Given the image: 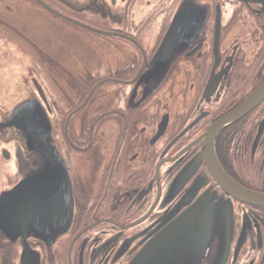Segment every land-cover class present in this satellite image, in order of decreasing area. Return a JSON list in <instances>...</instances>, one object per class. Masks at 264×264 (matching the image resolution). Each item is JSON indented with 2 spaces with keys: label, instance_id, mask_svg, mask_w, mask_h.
Wrapping results in <instances>:
<instances>
[{
  "label": "flooded vegetation",
  "instance_id": "af4514ba",
  "mask_svg": "<svg viewBox=\"0 0 264 264\" xmlns=\"http://www.w3.org/2000/svg\"><path fill=\"white\" fill-rule=\"evenodd\" d=\"M263 83L264 0H0V194L22 180L19 130L6 124L27 100L50 117L73 182L70 231L29 238L30 252L131 264L176 229L191 241L207 227L203 264H222L227 245L226 264H264V205L217 174L264 193V98L217 125ZM0 242L17 264L22 241Z\"/></svg>",
  "mask_w": 264,
  "mask_h": 264
},
{
  "label": "water",
  "instance_id": "95a60500",
  "mask_svg": "<svg viewBox=\"0 0 264 264\" xmlns=\"http://www.w3.org/2000/svg\"><path fill=\"white\" fill-rule=\"evenodd\" d=\"M181 13L182 9L179 11V14ZM263 98L264 83L245 103L223 117L217 125L237 118ZM6 125L19 130L22 142L19 154L23 160L22 180L0 194V233L7 243L15 246L22 241L23 251L17 264H40L39 257L30 252L28 240L37 238L47 243H55L70 231L75 217L73 182L66 162L54 145L51 119L40 102H22ZM217 174L239 200L264 205V193L242 186L231 179L223 169L222 172L217 169ZM210 215L211 212L202 207L197 213L201 220L207 222L210 221ZM184 231L186 232V229H176L174 242L168 241V237L162 238L155 254L153 246H148L131 264H203L206 258L209 259L211 252L208 250L209 243L200 241V238L204 237V233L208 237L213 231L207 227L197 229L195 232L198 235L191 241L183 235ZM219 232L220 229L217 228L216 233ZM218 237L221 236L218 234ZM219 244L217 240L214 246L218 247ZM195 245L206 247V256L200 258L192 254ZM162 247L164 250H161ZM227 249L228 245L224 248L223 255H220L222 264L227 262ZM219 254L214 252L215 257Z\"/></svg>",
  "mask_w": 264,
  "mask_h": 264
},
{
  "label": "rangeland",
  "instance_id": "374dc122",
  "mask_svg": "<svg viewBox=\"0 0 264 264\" xmlns=\"http://www.w3.org/2000/svg\"><path fill=\"white\" fill-rule=\"evenodd\" d=\"M1 8L2 9H6L7 7L3 6ZM20 14H24V12L20 13ZM6 169H8V173H5ZM0 172L2 174H10V169L6 166L4 169H0ZM4 184H7V181L5 183L2 182V185L0 186V189H2L4 187ZM17 259H18L17 252L14 249L12 250L11 247H8V249H6V252L4 254V264H12V263H14V260L17 261Z\"/></svg>",
  "mask_w": 264,
  "mask_h": 264
},
{
  "label": "trees",
  "instance_id": "16d2710c",
  "mask_svg": "<svg viewBox=\"0 0 264 264\" xmlns=\"http://www.w3.org/2000/svg\"><path fill=\"white\" fill-rule=\"evenodd\" d=\"M8 246L6 243L0 242V264H4V254L6 252V249H8Z\"/></svg>",
  "mask_w": 264,
  "mask_h": 264
}]
</instances>
